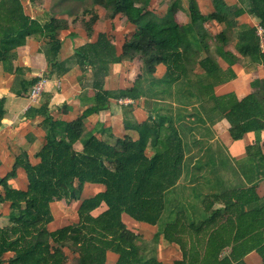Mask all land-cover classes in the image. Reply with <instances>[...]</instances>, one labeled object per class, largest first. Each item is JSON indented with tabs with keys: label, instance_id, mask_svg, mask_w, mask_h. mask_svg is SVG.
<instances>
[{
	"label": "trees",
	"instance_id": "16d2710c",
	"mask_svg": "<svg viewBox=\"0 0 264 264\" xmlns=\"http://www.w3.org/2000/svg\"><path fill=\"white\" fill-rule=\"evenodd\" d=\"M211 2L213 11L206 15L190 4L191 21L180 25L175 20L180 9L177 0L163 14L150 10V0H52L48 9L51 16L44 23L25 14L21 0H0V62L4 71L12 73L18 70L12 64L15 49L37 34L48 40L49 73L57 64L65 65L55 62L60 48L56 33L68 28L69 22L55 14L73 17V21L79 13L89 14L83 22L88 32L99 17L98 9L106 18L120 15L135 26L119 54L104 32H99L94 42L74 50L72 59L93 78V106L72 121L44 114L46 134L37 153L39 162L31 164L23 151L15 157L11 171L0 179V202H9L8 225L0 227V264L6 252L13 253L8 264H66L69 256L65 248L73 254L72 264H106L108 252L117 255L114 264H165L156 255L160 235L179 246L181 258L172 264H246L244 257L252 251L264 263V195L257 194L254 181L264 175V164L237 167L239 171L234 168L236 176L243 177L235 186H227L221 175H216L218 186L211 192H204L200 185L201 163L185 165L180 133L184 127L192 130L224 118L230 124L231 137L237 140L243 135L244 123H264V81L253 79L252 92L241 99L232 93L214 94V86L232 76L229 67L220 68L217 57L229 66L243 60L264 64V0H237L233 5L224 0ZM243 14L259 19L261 36L256 27L238 24L237 18ZM207 21L224 22L231 38L224 29L207 32ZM234 29L240 57L224 48L233 41ZM126 59L141 62L133 86L117 92L104 90L109 65ZM158 64L165 66L160 78L154 77ZM116 95L131 99L144 95L161 104L155 103L141 123L124 118V128L135 130L138 138H116L111 145L87 130L83 118L104 109L108 98ZM148 146L154 151L150 157L146 155ZM18 167L26 173V189L8 184ZM213 167L215 171L218 166ZM189 178L196 179L195 183L189 184ZM86 183L103 184L105 189L82 199ZM187 187L192 188L197 201L191 207L183 196ZM60 200L80 201L78 218L49 230L53 220L50 204ZM101 204L106 209L93 215ZM123 214L158 226L150 242L126 227ZM223 218L229 223V235L210 232L201 244L196 234Z\"/></svg>",
	"mask_w": 264,
	"mask_h": 264
},
{
	"label": "crops",
	"instance_id": "0c3cea01",
	"mask_svg": "<svg viewBox=\"0 0 264 264\" xmlns=\"http://www.w3.org/2000/svg\"><path fill=\"white\" fill-rule=\"evenodd\" d=\"M21 3L25 14L40 23H44L51 16L48 13L50 5H46L42 0L33 2L21 0ZM229 3L230 5L236 4L237 0H231ZM26 4L30 8L29 11L26 8ZM97 13L99 17L90 32L85 29L83 24L90 17L89 14H80L75 21H73V17L55 14V17L65 18L69 22L68 28L58 30L56 33L57 38L60 39V48L55 62H64L65 65L63 66L67 69L65 72L64 67L57 64L54 72L51 71V74L49 73L52 67L46 58L48 40L40 34L29 36L24 45L15 49V58L12 64L14 69H18L16 72L4 71L0 62V112L2 113L0 116V179L11 171L15 157L23 151L27 153L31 164L34 165L39 162L37 153L45 142L46 134L42 127L44 114H48L53 119L72 121L80 118L86 109L93 106L95 92L92 86L93 78L90 71L84 73L72 57L76 48L85 43L94 42L99 32L109 35L108 26L111 28L114 22L112 24L107 22L106 26L104 24L103 27L102 22L105 21V16L99 9ZM250 18H252L250 15L243 14L237 18L238 24L256 27L257 34L261 36L262 28L259 26V19L254 17L257 22L253 24L250 22ZM236 33L233 35V40L236 39ZM110 37L117 53H121V46L128 35L126 36L124 33L121 35V30L115 28L114 33ZM235 41H230L227 45L228 47L225 46L224 48L240 57L235 48ZM261 46L264 51V44ZM246 61L243 60L229 66L226 61L217 57L220 68L226 70L229 67L232 76L214 86V94L216 96L232 93L237 99H241L252 92L250 83L253 79L264 81V64H254ZM140 71L141 62L137 59H126L112 63L109 65V71L104 78L103 89L117 92L120 89L130 88L133 86ZM164 72L165 66L158 64L154 77L160 78ZM33 79L37 80L32 85L26 84V82L29 83ZM42 79L45 80L42 93L39 99L34 101L28 97V92L35 83ZM21 84L26 89H23V87L21 89ZM108 100L104 109L87 114L83 118V122L87 130L92 131L98 139L111 145L115 144L116 138L129 137L133 140L138 138L135 130L124 128V118L141 123L148 118L149 110L153 109L155 103L161 104L160 100L156 101L144 95L134 99L116 95L108 98ZM173 108H175V104ZM188 110H190V106ZM243 126L245 128L243 135L237 140L231 137L229 133L230 124L224 118L217 120L211 125L199 124L192 130L184 127V130L180 131V133L184 143L189 145L185 155V165L192 167L199 161L202 166H206L207 163L211 164V160H215V165H220L217 159L218 155H213L214 157L211 158L204 154V149L206 150L210 147H213L214 150L225 151L226 156L230 157L232 162L239 163L238 166L240 165L241 167L254 166L256 163L264 164V123L256 120L244 123ZM77 147L80 148L81 144L78 143ZM153 153V149L148 146L146 155L150 157ZM198 153L204 155V161L201 157H198ZM239 170L238 168L237 171ZM238 176L236 178L239 183L243 177H240L241 174ZM254 181L256 182L255 190L257 194L263 196L264 175ZM27 183L26 173L22 167H18L16 175L8 180V184L16 189H26ZM104 189L105 186L103 184L86 183L81 197L83 199L93 196L98 192L104 191ZM2 194L3 188L0 186V195ZM70 203L60 200L50 204L53 220L48 224L49 230H56L66 226L58 225L55 206L57 204L65 206ZM78 206L79 203L75 210V221L78 218ZM105 208V204H101L92 211V214L97 215ZM8 213L9 202H0V227L8 225ZM127 218L130 219L126 214L122 215L123 222L130 226ZM159 240H161V237ZM161 244L163 243L161 242ZM160 246L156 249V255L159 260H162L159 252L163 251V245ZM64 250L69 256L66 264H69V262L72 264L73 254L66 248ZM12 254V252H6L3 255V264H8L7 259ZM116 258L117 255L115 253L108 252L106 264H114ZM244 260L246 264L263 262L255 251L248 253Z\"/></svg>",
	"mask_w": 264,
	"mask_h": 264
},
{
	"label": "rangeland",
	"instance_id": "374dc122",
	"mask_svg": "<svg viewBox=\"0 0 264 264\" xmlns=\"http://www.w3.org/2000/svg\"><path fill=\"white\" fill-rule=\"evenodd\" d=\"M42 1L46 5L51 6L52 0H42ZM172 1H175V0H150L149 8L150 10H154L157 14H163L166 8L168 7V5ZM177 1L179 2L180 9L175 14V20L180 25L187 24L191 21L190 4L195 5L197 9L201 12V14H204V15L213 11L211 0H177ZM229 1L231 0H226L225 2L228 5H230ZM232 1H236V0H232ZM26 8L28 11L30 10L27 4H26ZM250 20H251L250 22L253 24L257 22V20L254 17L250 18ZM107 22L108 23L111 22V24L112 22H114V25L111 26V28L110 26H108V32L110 36L111 34L114 33L115 28L120 29L121 35H123L124 33V35L126 36L127 35L129 36L135 30V26L133 24L126 22L125 18L120 15L115 16V18L112 20L111 19L109 20L108 17L107 18L105 17V21L102 22L103 27H104V24L106 26ZM204 28L207 32L211 34H215L219 30L224 29L229 35V37L231 38L230 33L227 31L228 27L225 26L224 22L214 23V22L207 21L204 23ZM236 31H237L236 29L233 30V35L236 33ZM188 149H189V145L185 144V150L187 151ZM204 154L205 155H218L217 159L220 162V165H217L218 167L215 169V171H213V168H214L213 164L215 163V160H212L211 164L207 163L206 166H202L201 170H199L200 171L199 174L203 173L202 176H200V182H201L200 185L202 186V189L204 190V192L208 190L211 192L217 189L218 183L216 181L215 176L216 175L218 176V174H220L221 177L224 179L225 184L226 183L229 184L227 186L238 185L237 178H236V172L234 173L233 169L234 168L236 169L237 167H241L240 165L238 166L239 163H236L234 161L232 162L231 158L226 156L225 151H221L220 149L214 150L213 147H210L206 150L204 149ZM197 155L198 157H201V159L204 161V155L202 153H198ZM195 180H190L189 178L188 183L190 184L191 182V184H193L195 183ZM183 182L185 183L186 181H183ZM188 183L186 184L189 185ZM219 188H221L220 185H219ZM193 195H194V192L192 188L187 187V189H184L183 196H185L188 199L190 203L189 205L190 207L194 205L195 203H197V201L194 200ZM78 203H80V201H72L70 204H67L65 206H60L58 204L57 206H55V209L57 211V216H58V225L62 224V225L67 226L75 221L74 220V218L76 217L75 210H76ZM127 219H128V222L130 223L129 224L130 226H127L124 223L126 227L129 230L134 231L135 233L141 235L146 241L151 240L152 237L154 236V233L158 229L157 225H149L143 222L135 221L134 219H131V218L130 219L127 218ZM210 232L218 233L220 235H229L230 233L229 223L227 222L225 218H223L222 220L218 219L216 222L212 223L209 227L203 228L199 233L196 234L201 244L205 243ZM160 237H161V240H159ZM161 242L163 244H161ZM156 245H157V248L161 247L160 245H163L162 246L163 251L159 252V256L162 259L160 261L164 262L165 264H172L174 260L181 258V251L179 249V246L176 243H172V242L170 243L166 241L162 237V235L159 236L156 242ZM69 264H71V262H69ZM257 264H264V263L259 261Z\"/></svg>",
	"mask_w": 264,
	"mask_h": 264
},
{
	"label": "built area",
	"instance_id": "2783aa9c",
	"mask_svg": "<svg viewBox=\"0 0 264 264\" xmlns=\"http://www.w3.org/2000/svg\"><path fill=\"white\" fill-rule=\"evenodd\" d=\"M45 80L42 79L41 81L35 83L31 88L30 91L28 92V97L32 100H37L39 99L42 90H43V84H44Z\"/></svg>",
	"mask_w": 264,
	"mask_h": 264
}]
</instances>
